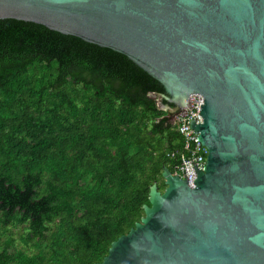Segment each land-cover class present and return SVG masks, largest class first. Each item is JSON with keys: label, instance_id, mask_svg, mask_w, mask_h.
Masks as SVG:
<instances>
[{"label": "trees", "instance_id": "trees-1", "mask_svg": "<svg viewBox=\"0 0 264 264\" xmlns=\"http://www.w3.org/2000/svg\"><path fill=\"white\" fill-rule=\"evenodd\" d=\"M164 94L117 52L0 20V264L102 262L175 172Z\"/></svg>", "mask_w": 264, "mask_h": 264}, {"label": "water", "instance_id": "water-1", "mask_svg": "<svg viewBox=\"0 0 264 264\" xmlns=\"http://www.w3.org/2000/svg\"><path fill=\"white\" fill-rule=\"evenodd\" d=\"M4 19L125 56L163 87L161 108L203 97L194 186L164 167L96 264H264V0H0Z\"/></svg>", "mask_w": 264, "mask_h": 264}, {"label": "built area", "instance_id": "built-area-1", "mask_svg": "<svg viewBox=\"0 0 264 264\" xmlns=\"http://www.w3.org/2000/svg\"><path fill=\"white\" fill-rule=\"evenodd\" d=\"M203 101V97L200 94H191L179 111L174 107L170 109L159 107L160 110L167 113L166 117L172 118V122L176 125V131L183 138L180 151L170 154L169 157H174V155L176 157V162L173 165L175 172L173 174L187 178V184L190 187L194 186V180L196 179L192 163L197 170L202 171L207 156V150L200 143L198 132L193 129L192 125L193 120H196L197 125L202 123L200 112Z\"/></svg>", "mask_w": 264, "mask_h": 264}, {"label": "rangeland", "instance_id": "rangeland-1", "mask_svg": "<svg viewBox=\"0 0 264 264\" xmlns=\"http://www.w3.org/2000/svg\"><path fill=\"white\" fill-rule=\"evenodd\" d=\"M158 100H160L159 98H157V104H158V106H160V104H162V100H160V101H158ZM172 119V118H171ZM170 119V120H171ZM172 121V120H171ZM16 233V232H15ZM17 234V233H16Z\"/></svg>", "mask_w": 264, "mask_h": 264}]
</instances>
